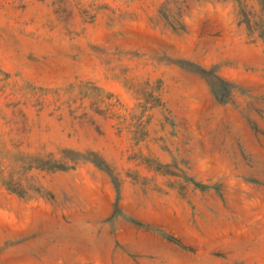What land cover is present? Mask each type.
I'll use <instances>...</instances> for the list:
<instances>
[{"label": "rangeland", "instance_id": "374dc122", "mask_svg": "<svg viewBox=\"0 0 264 264\" xmlns=\"http://www.w3.org/2000/svg\"><path fill=\"white\" fill-rule=\"evenodd\" d=\"M0 264H264L257 0H0Z\"/></svg>", "mask_w": 264, "mask_h": 264}, {"label": "trees", "instance_id": "16d2710c", "mask_svg": "<svg viewBox=\"0 0 264 264\" xmlns=\"http://www.w3.org/2000/svg\"><path fill=\"white\" fill-rule=\"evenodd\" d=\"M260 11L264 14V0H257ZM217 79V78H216ZM217 81V82H216ZM215 82L210 83V87L212 90L213 95L218 98V96H222L225 92L229 93V88H227V84L219 79H217ZM54 169H64V168H70L69 166H66L64 163L62 164H56L53 166Z\"/></svg>", "mask_w": 264, "mask_h": 264}]
</instances>
